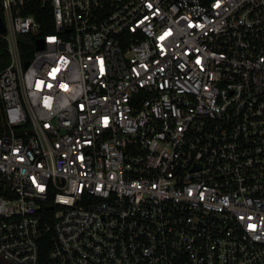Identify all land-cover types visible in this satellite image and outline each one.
<instances>
[{"label":"built area","instance_id":"2783aa9c","mask_svg":"<svg viewBox=\"0 0 264 264\" xmlns=\"http://www.w3.org/2000/svg\"><path fill=\"white\" fill-rule=\"evenodd\" d=\"M0 19L6 264H264V0H0Z\"/></svg>","mask_w":264,"mask_h":264},{"label":"trees","instance_id":"16d2710c","mask_svg":"<svg viewBox=\"0 0 264 264\" xmlns=\"http://www.w3.org/2000/svg\"><path fill=\"white\" fill-rule=\"evenodd\" d=\"M32 14L38 19L40 22L44 24V34L50 32L46 27H45V19L37 14V12L32 11ZM49 20L52 18V12L49 10ZM19 44L21 47V52H22V58L26 62H30L33 53L36 50L35 46V39H33L30 36H20L19 37ZM10 64V55L8 52V47L6 41L0 39V72L4 70L8 65ZM49 249L48 245V239H47V244L44 247L45 252H47ZM46 254V253H45Z\"/></svg>","mask_w":264,"mask_h":264},{"label":"water","instance_id":"95a60500","mask_svg":"<svg viewBox=\"0 0 264 264\" xmlns=\"http://www.w3.org/2000/svg\"><path fill=\"white\" fill-rule=\"evenodd\" d=\"M0 31H1L2 33H5V31H6V28H5V26L3 25L1 19H0ZM43 47H44L43 40H42V39H41V40H38V42H37V49H41V48H43ZM28 64H29V63H26V66H28Z\"/></svg>","mask_w":264,"mask_h":264},{"label":"flooded vegetation","instance_id":"af4514ba","mask_svg":"<svg viewBox=\"0 0 264 264\" xmlns=\"http://www.w3.org/2000/svg\"><path fill=\"white\" fill-rule=\"evenodd\" d=\"M0 264H6V263L4 262V260H2V259L0 258Z\"/></svg>","mask_w":264,"mask_h":264}]
</instances>
